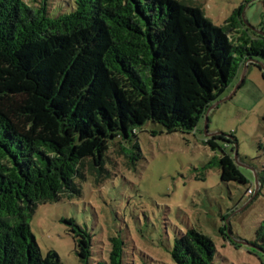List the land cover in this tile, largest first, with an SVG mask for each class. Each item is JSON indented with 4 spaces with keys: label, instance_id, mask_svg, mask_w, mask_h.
<instances>
[{
    "label": "trees",
    "instance_id": "trees-1",
    "mask_svg": "<svg viewBox=\"0 0 264 264\" xmlns=\"http://www.w3.org/2000/svg\"><path fill=\"white\" fill-rule=\"evenodd\" d=\"M242 10L217 25L186 0H0V264H64L54 249L42 254L30 228L39 203L80 196L88 174L105 178L116 144L135 163L139 143L127 144L148 122L194 130L245 63L263 68L264 34ZM219 139L236 144L222 133L205 143L215 150ZM221 149L211 161L221 180L248 183ZM256 174L252 199L264 186ZM64 221L91 264L92 234ZM230 232L220 227L238 246ZM110 242L95 264H125L123 240ZM253 244L264 257V219ZM170 252L175 264H212L216 245L191 227Z\"/></svg>",
    "mask_w": 264,
    "mask_h": 264
},
{
    "label": "rangeland",
    "instance_id": "rangeland-1",
    "mask_svg": "<svg viewBox=\"0 0 264 264\" xmlns=\"http://www.w3.org/2000/svg\"><path fill=\"white\" fill-rule=\"evenodd\" d=\"M186 1L201 6L217 25L242 7L244 22L264 31L261 0ZM257 60L263 68L256 64L246 68L245 63L223 97L243 78L242 84L207 114L210 133L236 140L218 143L233 155L248 183L221 180L219 166L211 161L223 149L205 143L211 136L205 131V117L189 132H168L159 123L148 122L127 144L131 150L139 143L141 157L135 163L116 144L105 178L98 181L88 174L77 180L80 196L37 205L29 224L42 254L54 249L64 264H82L64 221L72 218L92 234L91 264L108 258L112 236L123 240L125 264H175L170 250L176 237L191 227L214 240L212 264H264L262 254L253 249L255 231L264 219V186L252 199L260 187L256 173L264 179V61ZM249 187L254 194L248 193ZM224 224L238 246L220 233Z\"/></svg>",
    "mask_w": 264,
    "mask_h": 264
},
{
    "label": "water",
    "instance_id": "water-1",
    "mask_svg": "<svg viewBox=\"0 0 264 264\" xmlns=\"http://www.w3.org/2000/svg\"><path fill=\"white\" fill-rule=\"evenodd\" d=\"M260 31V33H262V34H264V31H261V30H259ZM245 67L247 68V63L245 64ZM242 81H243V78H242ZM239 85H240V83L237 85V88L239 87ZM236 88V89H237ZM236 89L230 94V95H228V96H226V97H222L221 99H219V100H217L212 106H210V108L207 110V112H206V115H205V118H206V121H205V131H206V134L207 135H213L214 133H210L209 131H208V112L214 107V106H216V105H218L219 103H221V102H223V101H225V100H227V99H229V98H231L232 96H233V94L235 93V91H236ZM217 133V132H216ZM236 149H237V147H236ZM237 152H236V157H237ZM256 183H258V180L256 179Z\"/></svg>",
    "mask_w": 264,
    "mask_h": 264
},
{
    "label": "built area",
    "instance_id": "built-area-1",
    "mask_svg": "<svg viewBox=\"0 0 264 264\" xmlns=\"http://www.w3.org/2000/svg\"><path fill=\"white\" fill-rule=\"evenodd\" d=\"M252 191H253V190H252L251 188H249L248 192H249V193H252Z\"/></svg>",
    "mask_w": 264,
    "mask_h": 264
}]
</instances>
